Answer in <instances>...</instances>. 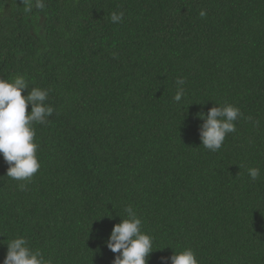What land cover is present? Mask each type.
<instances>
[{
  "label": "trees",
  "instance_id": "1",
  "mask_svg": "<svg viewBox=\"0 0 264 264\" xmlns=\"http://www.w3.org/2000/svg\"><path fill=\"white\" fill-rule=\"evenodd\" d=\"M45 5L0 0V79L49 90L54 108L33 125L30 182L0 155V264L18 236L51 264H113L106 242L128 206L153 237L147 264L184 249L199 264H264V0ZM224 104L243 115L212 152L197 114Z\"/></svg>",
  "mask_w": 264,
  "mask_h": 264
},
{
  "label": "clouds",
  "instance_id": "2",
  "mask_svg": "<svg viewBox=\"0 0 264 264\" xmlns=\"http://www.w3.org/2000/svg\"><path fill=\"white\" fill-rule=\"evenodd\" d=\"M25 11L31 12L33 6L39 10L45 8V0H21ZM200 16L206 12L201 10ZM122 11L110 13L114 24L123 21ZM177 90L173 99L180 102L184 96L183 78L175 81ZM28 84L22 76L13 77L10 81L0 79V155L7 163L6 176L16 181L30 182L40 168L37 157L38 143L35 142L34 124H47L54 108L45 101L48 100L49 90L33 87L27 95L22 91ZM31 105V111H26ZM204 121L200 128V141L203 147L212 152L218 151L227 134L236 132L235 122L243 114L232 104L214 106L207 112L197 114ZM248 119H251L248 117ZM258 123V122H257ZM200 144V145H201ZM251 180L260 177L259 167L247 169ZM20 190L26 188L25 183L18 185ZM126 219L116 223L110 233L106 246L111 252L119 253L113 264H147V258L153 249V237L141 231L142 220L131 206L125 208ZM7 252L3 264H51L39 250L29 247L23 236L15 237L6 243ZM170 264H199L191 249L173 253L169 258Z\"/></svg>",
  "mask_w": 264,
  "mask_h": 264
}]
</instances>
